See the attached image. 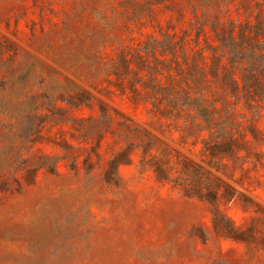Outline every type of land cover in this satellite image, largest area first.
<instances>
[{
  "label": "rangeland",
  "instance_id": "rangeland-1",
  "mask_svg": "<svg viewBox=\"0 0 264 264\" xmlns=\"http://www.w3.org/2000/svg\"><path fill=\"white\" fill-rule=\"evenodd\" d=\"M0 264H264V0H0Z\"/></svg>",
  "mask_w": 264,
  "mask_h": 264
}]
</instances>
